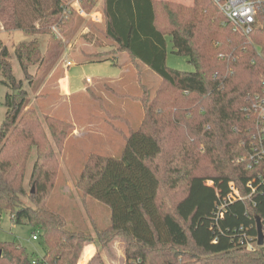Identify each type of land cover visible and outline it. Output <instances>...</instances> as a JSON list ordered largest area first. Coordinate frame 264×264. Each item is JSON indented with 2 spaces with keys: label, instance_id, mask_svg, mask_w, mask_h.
<instances>
[{
  "label": "trees",
  "instance_id": "obj_1",
  "mask_svg": "<svg viewBox=\"0 0 264 264\" xmlns=\"http://www.w3.org/2000/svg\"><path fill=\"white\" fill-rule=\"evenodd\" d=\"M69 1L0 0V32L41 36L54 25L61 30L64 22L67 26L81 22L75 11L66 10ZM194 2L191 8L169 0L103 2L108 38L168 83L181 95L182 105L187 104L167 114L164 105L154 110L152 102L119 157L87 158L76 187L85 205L106 206L111 220L105 229L95 225V235L71 228L66 210L58 197L55 200L60 183L55 148L63 150L70 124L46 115L43 126L23 81L17 80L12 52L0 41V83L9 90L0 126V219L8 214L13 224L40 233L44 264H78L85 245L95 243L100 252L117 238L125 241V264H264L262 250L248 251L238 242L242 233H257L256 216H264V187L251 198L227 203L219 224L215 218L230 195L229 185L234 182L246 197L247 182L259 173L248 169L256 126L248 107L262 91L264 30L256 31L250 43L232 29L213 0ZM89 3L80 0L88 10L97 4ZM167 37L173 53L186 57L194 72L168 66ZM64 48L57 40L45 54L37 37L17 44L14 54L25 80L34 84V67L39 72L45 64V71L53 70ZM174 126L179 137L170 147L167 140ZM34 151L28 192L25 174ZM242 158L246 161L238 163ZM182 184L183 196L170 202L165 190H178ZM0 249V264L40 262L14 242L0 243ZM96 259L102 260L101 254Z\"/></svg>",
  "mask_w": 264,
  "mask_h": 264
},
{
  "label": "rangeland",
  "instance_id": "obj_2",
  "mask_svg": "<svg viewBox=\"0 0 264 264\" xmlns=\"http://www.w3.org/2000/svg\"><path fill=\"white\" fill-rule=\"evenodd\" d=\"M73 1L71 0L68 3L72 5ZM85 1L86 4L90 5L89 2L92 0ZM93 1L97 4L91 10L84 7L87 17L80 16L81 22L74 20L68 26L64 22L61 25V30L58 27L55 28L57 25H54L48 34L41 36L37 34L33 36L25 35L19 31L0 32V41L13 54L11 61L17 80L23 81L25 90L28 92L30 105L38 110L43 126H46V115L63 119L70 124V133L63 150L59 152L58 148H55L60 170V183L55 190V200L58 199L59 205L63 201L66 205L77 207L75 209L83 214V221L89 224V228H86L84 224L78 227L91 233L93 230L90 221L87 219L85 204L81 202V191L76 187V182L80 178V173L87 158L91 154L113 158L119 157L127 138L133 129L139 127L140 121L146 115L145 108L151 105L152 102L154 110L164 105L165 110L168 111L167 114L169 112H179L187 104L186 101L185 105H182L181 95L176 93L168 83H165L154 72L150 71L148 67L134 61L127 52L122 51L114 41L108 38L105 18H102V23H97L93 19L96 12L103 17L104 0ZM175 1L178 2H176L177 4L181 3L190 8L195 4L194 0ZM36 37L40 39L42 51L45 54L48 52L46 51L47 47L50 44L53 45L54 41L57 40H61L65 48L64 54L53 70L48 69V71H45V64L39 72L37 67L31 69L34 82L31 85L23 76L14 54V47L21 42L31 41ZM167 45V64L170 68L181 72L195 71L194 66L188 62L186 57L173 53L170 37H167ZM104 56L112 60L102 63H88L89 59L96 60ZM68 62L72 63V67L66 66ZM64 78L71 85L72 94L78 89H86L87 94L69 96L63 93L62 80ZM90 81L93 83H89ZM8 92V88L0 83V126L6 118L5 97ZM170 130L173 136H169L167 141L169 146L173 147L177 145L179 132L176 126ZM35 162L36 152L34 151L29 158L25 174V186L28 192L31 188V185H29L30 175ZM61 186L65 193H69L67 196H64L65 193L62 192L59 194ZM184 188L185 185L182 184L178 190H165L170 202L181 198ZM177 192L178 194L180 192V194L176 197ZM70 195L77 199V203L71 201L68 197ZM28 197H30V194ZM24 201L27 205L31 204L29 198H24ZM95 203L97 205L96 210L100 213V229H105L111 223L109 210L99 202ZM72 219L73 217H70L69 221L73 222ZM71 222L70 227L77 229L78 227H75ZM33 235L39 238L40 233H34L33 228L28 225L13 224L8 214L1 217L0 243L14 242L21 245L31 257L40 260L39 264H44L42 262L43 245L40 239L34 240ZM103 252V257L108 261L112 257V253L108 250ZM100 254L102 255V251Z\"/></svg>",
  "mask_w": 264,
  "mask_h": 264
},
{
  "label": "built area",
  "instance_id": "obj_3",
  "mask_svg": "<svg viewBox=\"0 0 264 264\" xmlns=\"http://www.w3.org/2000/svg\"><path fill=\"white\" fill-rule=\"evenodd\" d=\"M215 5L218 7L220 12L226 17V20L231 25L232 29L241 36L246 37L250 40L252 35L260 30H264V0H213ZM69 11H75L81 17H87V14L80 4V0H74L72 5L66 9ZM66 12V11H65ZM103 17L100 13L96 12L93 19L97 23L103 22ZM224 58V57H222ZM67 67H72V63L68 62ZM262 91L260 94L255 95L250 102L248 107L249 115L253 117L255 126V132L253 135V151L248 159V169L259 170L257 178L247 182V187L250 189L249 194L244 197L238 186L232 182L229 186L231 189L229 197L218 207L216 217L218 224L224 219V211L226 210V204L234 201H243L251 198L254 194L258 193L261 188L264 187V75L261 76ZM246 159L242 158L238 160V163H244ZM212 185V183L210 184ZM261 197H264V191L261 192ZM258 202L252 203V208L256 209ZM250 210L246 211L247 216ZM258 217L261 224L262 241L263 244L259 245L260 236L259 232H248L242 233L238 237L239 245L248 251L262 250L264 253V216ZM217 224V225H218ZM34 240L39 238L33 235ZM218 239L215 240L217 243ZM33 264H39L37 261H33Z\"/></svg>",
  "mask_w": 264,
  "mask_h": 264
},
{
  "label": "crops",
  "instance_id": "obj_4",
  "mask_svg": "<svg viewBox=\"0 0 264 264\" xmlns=\"http://www.w3.org/2000/svg\"><path fill=\"white\" fill-rule=\"evenodd\" d=\"M175 2H177V1H175ZM108 58L109 57H106V59H104V61L112 60L111 58H109V59ZM104 61H102V62H104ZM102 62H97V63H102ZM62 82H63L62 83V92L65 94H68L69 96L81 95V94L86 95L87 94L86 89L85 90L78 89L77 91H74V93L72 94L71 85L67 82V80L64 78L62 80ZM89 83L92 84L93 82L90 81ZM62 193H65V192L62 191ZM67 194H69V193H65L64 196H67ZM68 197L71 199L72 202L77 201V199H75V197H71V195ZM80 198H78V200H80ZM81 202H82V199H81ZM89 205L90 206L84 205V207L86 210L87 219H88V221H90L91 226H92L91 227V229L93 230L92 235H95V231H94L95 227L98 226L99 228H101L100 227V222H101L100 221L101 220L100 219V213L98 212V210H96L97 205L95 202H90ZM60 206H62L66 210V215L68 217V221H69L70 217L71 218L73 217V219H72L73 222H71V221H69V222H71L74 226H83V224H84V226L86 228H89V224L88 223L86 224L85 221H83V214L81 213V211H79L78 209H75L77 207L71 206V205H66L65 202H63V201L60 204ZM84 216H85V214H84ZM109 225H110V223H109ZM107 250H108V252L110 251L112 253V257H110L108 261L106 258L103 257V255H104L103 251H107ZM101 251H102V255H101L102 260H98V259H96V257L98 255H100ZM82 252H83V254H82V257H81L80 261L78 262V264H125V258H126L125 241H123L122 238H117L113 242L109 243L107 248L101 249L100 252H99V247L95 243H90V244L85 245Z\"/></svg>",
  "mask_w": 264,
  "mask_h": 264
},
{
  "label": "water",
  "instance_id": "obj_5",
  "mask_svg": "<svg viewBox=\"0 0 264 264\" xmlns=\"http://www.w3.org/2000/svg\"><path fill=\"white\" fill-rule=\"evenodd\" d=\"M257 232H259V236H260V241H259V245L263 244L262 241V232H261V224H260V219L257 218ZM3 256L2 251L0 249V258Z\"/></svg>",
  "mask_w": 264,
  "mask_h": 264
},
{
  "label": "bare ground",
  "instance_id": "obj_6",
  "mask_svg": "<svg viewBox=\"0 0 264 264\" xmlns=\"http://www.w3.org/2000/svg\"><path fill=\"white\" fill-rule=\"evenodd\" d=\"M39 240V239H38Z\"/></svg>",
  "mask_w": 264,
  "mask_h": 264
}]
</instances>
